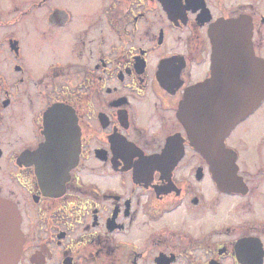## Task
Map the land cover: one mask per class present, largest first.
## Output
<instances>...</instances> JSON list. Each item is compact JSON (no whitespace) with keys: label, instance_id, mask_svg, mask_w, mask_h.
<instances>
[{"label":"flooded vegetation","instance_id":"1","mask_svg":"<svg viewBox=\"0 0 264 264\" xmlns=\"http://www.w3.org/2000/svg\"><path fill=\"white\" fill-rule=\"evenodd\" d=\"M235 20L264 59V0H0L15 264H264V99L224 139L238 192L178 113L211 76L217 25Z\"/></svg>","mask_w":264,"mask_h":264},{"label":"water","instance_id":"2","mask_svg":"<svg viewBox=\"0 0 264 264\" xmlns=\"http://www.w3.org/2000/svg\"><path fill=\"white\" fill-rule=\"evenodd\" d=\"M215 30L211 76L188 88L178 113L192 144L210 163L219 187L238 192L243 181L236 153L225 147L224 139L263 101L264 59L254 54L250 29L242 21L229 22L224 33L221 24ZM19 223L15 205L0 198V264H15L20 256Z\"/></svg>","mask_w":264,"mask_h":264},{"label":"rangeland","instance_id":"3","mask_svg":"<svg viewBox=\"0 0 264 264\" xmlns=\"http://www.w3.org/2000/svg\"><path fill=\"white\" fill-rule=\"evenodd\" d=\"M49 54H51V53H49ZM256 114H258V117H260V116H263L264 115V104L263 105H261L258 109H257V111H256ZM262 144H260L259 143V141L257 142V146H259L260 145V151H264V138L262 139V142H261ZM241 146V145H240ZM245 147V145H243V146H241V149H243ZM264 154V153H263ZM263 157H264V155H262ZM257 157H261V156H257ZM256 166L257 165H253L252 167H247V169L248 170H251L252 169V171H256Z\"/></svg>","mask_w":264,"mask_h":264},{"label":"bare ground","instance_id":"4","mask_svg":"<svg viewBox=\"0 0 264 264\" xmlns=\"http://www.w3.org/2000/svg\"><path fill=\"white\" fill-rule=\"evenodd\" d=\"M262 125L264 126V122L262 123Z\"/></svg>","mask_w":264,"mask_h":264}]
</instances>
